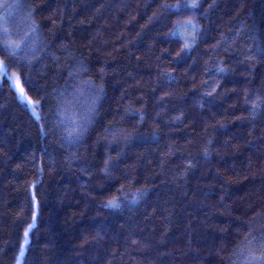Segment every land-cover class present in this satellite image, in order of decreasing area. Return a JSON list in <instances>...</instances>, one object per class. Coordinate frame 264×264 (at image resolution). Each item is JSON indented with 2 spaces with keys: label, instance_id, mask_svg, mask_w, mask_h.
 <instances>
[{
  "label": "trees",
  "instance_id": "16d2710c",
  "mask_svg": "<svg viewBox=\"0 0 264 264\" xmlns=\"http://www.w3.org/2000/svg\"><path fill=\"white\" fill-rule=\"evenodd\" d=\"M0 64V264H264V0H0Z\"/></svg>",
  "mask_w": 264,
  "mask_h": 264
},
{
  "label": "rangeland",
  "instance_id": "374dc122",
  "mask_svg": "<svg viewBox=\"0 0 264 264\" xmlns=\"http://www.w3.org/2000/svg\"><path fill=\"white\" fill-rule=\"evenodd\" d=\"M179 33L181 35H183L186 38H190L193 31H194V25L191 22H187L184 25H182L179 29H178Z\"/></svg>",
  "mask_w": 264,
  "mask_h": 264
},
{
  "label": "snow or ice",
  "instance_id": "6c2138e0",
  "mask_svg": "<svg viewBox=\"0 0 264 264\" xmlns=\"http://www.w3.org/2000/svg\"><path fill=\"white\" fill-rule=\"evenodd\" d=\"M8 69L6 65L0 64V75L7 76ZM9 79H12V77H9ZM15 86V83H14ZM21 99L26 100V97L23 95V91L21 90Z\"/></svg>",
  "mask_w": 264,
  "mask_h": 264
}]
</instances>
